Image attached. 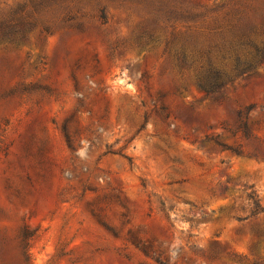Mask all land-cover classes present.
Here are the masks:
<instances>
[{
  "label": "rangeland",
  "instance_id": "1",
  "mask_svg": "<svg viewBox=\"0 0 264 264\" xmlns=\"http://www.w3.org/2000/svg\"><path fill=\"white\" fill-rule=\"evenodd\" d=\"M28 5L0 37V264H264V0Z\"/></svg>",
  "mask_w": 264,
  "mask_h": 264
},
{
  "label": "trees",
  "instance_id": "2",
  "mask_svg": "<svg viewBox=\"0 0 264 264\" xmlns=\"http://www.w3.org/2000/svg\"><path fill=\"white\" fill-rule=\"evenodd\" d=\"M29 1L31 0L19 2L7 9H0V37L2 40H5L8 43H19L25 39L27 29L24 28V26L34 23L32 19V11L28 9ZM185 11L186 15H188L191 13V8L185 7ZM150 37L152 38L153 36ZM262 61H264V49L262 50V55L259 60L254 63H260ZM255 64H250V69H252ZM245 69L247 70L249 68ZM251 199L253 209L250 217L264 214V208L258 205L256 196H251Z\"/></svg>",
  "mask_w": 264,
  "mask_h": 264
}]
</instances>
